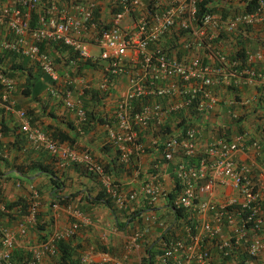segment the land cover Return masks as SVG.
<instances>
[{
  "label": "crops",
  "instance_id": "crops-1",
  "mask_svg": "<svg viewBox=\"0 0 264 264\" xmlns=\"http://www.w3.org/2000/svg\"><path fill=\"white\" fill-rule=\"evenodd\" d=\"M81 1L94 4L95 19L105 26L110 25L120 11L117 0ZM244 1L209 0L208 7L212 14L226 20L242 11ZM39 2L41 5L31 14L32 23L41 7L52 5L58 11H66L69 0ZM11 4V0H0V6ZM152 6V1L142 0L140 8L151 10ZM130 18H122L121 26L130 24ZM196 27L194 23L192 30ZM0 38L9 39L1 29ZM185 39L167 37L162 43L175 58L197 57L208 65L214 62L211 54L203 49L195 53L185 51ZM83 41L87 54L95 58L97 47L88 35ZM213 46L229 58L237 51L240 55L243 51L264 54V23L255 25L245 34L225 30L213 40ZM47 52L58 74V88L66 81L71 82V102L83 109L84 117H77L73 110L48 96L47 77L29 60L5 54L2 64L13 80L14 90L7 96V102L0 103V228L12 235L15 258L28 260L36 256L37 264H59L56 244L62 241L76 249L72 257L78 258L76 264H196V254L201 250L211 254V264H261L264 261V252L257 257L246 255L244 247L250 241L246 236L232 258L223 257L218 247L240 223L236 206L249 201L258 205L259 213L264 215V191L259 188L264 180V166L251 148L244 155H238V160L249 169L253 191L243 195L231 187L198 182L194 186L193 206L186 211L193 226L192 241L179 255L166 258L165 244L159 240L161 234L174 224L167 194L172 192L177 180V167L194 161L183 158L179 146L172 149L171 160H164L162 143L180 135L183 129L192 128L196 135L195 149L200 152L220 131L225 130L228 138L235 140L240 130L245 129L264 155V131L261 128L264 99L251 100L262 93L260 88L242 82L229 87L214 85L208 90L216 97V103L209 111L200 112L194 105H183L185 94L199 89L198 84H178L175 78H164L162 83L175 85L177 91L172 98L163 99L162 104L179 105V110L151 116L144 125L134 128L131 143L117 144L107 138L110 132L124 134L117 129L116 105L133 82L139 79L140 84L143 83L142 70L133 53L128 50L121 53L123 72L113 77L108 92L102 93L99 85L105 71L101 62L93 63L68 48L52 46ZM258 67L264 71V62ZM153 101L150 95L141 96L132 102V111L138 112L143 104ZM20 111L26 114V119L18 117ZM21 126L63 133L73 143L59 142L62 147L72 149L79 157L87 155L89 163L102 170L88 173L82 163L57 169L49 153L30 147ZM36 164L50 168L63 186L51 189L48 176L37 172ZM151 185L157 189L153 201L143 194V188ZM110 191H115L117 196L112 197ZM99 192L111 199L113 213L102 203H91L86 199ZM75 193L78 194L65 204L52 201ZM17 199H21V212L5 208ZM205 227L215 229L214 234L208 235ZM182 235L183 228L181 230L179 225L163 236L171 238L169 243Z\"/></svg>",
  "mask_w": 264,
  "mask_h": 264
},
{
  "label": "built area",
  "instance_id": "built-area-1",
  "mask_svg": "<svg viewBox=\"0 0 264 264\" xmlns=\"http://www.w3.org/2000/svg\"><path fill=\"white\" fill-rule=\"evenodd\" d=\"M10 6H0V29L7 33L9 39L0 38V53L15 54L18 58L29 60L36 69L48 79L47 94L60 101L65 108L73 110L81 119L83 109L71 102V82H64L58 88V74L53 65L47 48L62 45L77 53L79 57L89 58L93 63L101 62L104 76L99 85L102 93H107L111 79L123 72L121 53L131 51L139 61L143 78L131 84L129 90L116 105L115 118L117 129L123 135L108 133V140L117 144L131 143L134 138V128L144 125L151 117H158L165 112L171 114L179 110V105L162 104L163 99H170L177 91L175 85H164V78H175L178 84L196 83L199 89L187 92L183 105H194L200 112H207L216 103V97L209 92L214 85L229 87L242 82L245 85L258 87L262 90L251 98L254 102L264 99V71L258 67L264 62V54L254 51H243L241 55L232 58L218 51L213 46V40L227 30L245 34L257 24L264 23V0H255L254 7L245 12L243 9L234 13L229 19L223 20L215 14L204 12L196 20L197 3L201 0H149L153 2L150 9L142 11V0H117L119 13L110 25H102L94 17V4L81 0H69L66 11H58L54 6L41 7L34 23L31 14L40 6L39 0H11ZM124 17H131V23L121 26ZM133 18V19H132ZM197 27L192 30L193 24ZM88 35L91 43L98 49V55L92 58L87 54L83 38ZM7 37V36H6ZM170 37L174 40L186 37L183 44L185 51L195 53L198 49L208 52L213 57L211 65L204 64L197 57L175 58L163 46V40ZM43 47L44 50H40ZM177 84V85H178ZM14 90L13 80L8 71L0 63V103L8 101V95ZM150 95L154 98L151 104H143L138 112L132 111V102L141 96ZM18 117L26 119V114L18 112ZM27 126V122H25ZM264 131V120L261 122ZM221 130V129H219ZM21 132L30 145L38 152L49 153L54 158L57 169L70 164L82 163L88 173L100 172L102 169L91 165L87 155H79L68 147H62L59 142L41 128L21 126ZM196 135L192 128H185L180 135L172 136L162 143L163 159H172V149L180 147L185 159H194L193 163L180 164L177 167L176 179L180 191L175 198V204L186 211L191 209L195 199L194 186L200 181L214 186L231 187L243 195H249L252 190V179L248 167L238 160V155H244L249 148L253 149L264 166V155H261L258 143L253 141L245 129L240 130L237 138L231 140L225 130L200 152L195 149ZM259 188L264 191V180ZM157 189L145 186L143 194L154 200ZM116 197L115 191H110ZM117 200V199H116ZM240 223L231 235L218 247L221 255L232 258L242 247V242L250 238L249 245L244 247L248 257H257L264 252V215L259 213L258 205L249 201L235 207ZM20 233L22 231L19 226ZM208 235H213L215 229L205 227ZM248 231V233H245ZM246 236V238H245ZM193 234L189 227H183V235L165 244L166 258L179 255L191 242ZM46 251L48 248L44 247ZM52 255V253H49ZM196 264H211V254L201 250L196 254ZM36 256L28 260H17L14 257L12 235L0 228V264H37ZM264 264V261L261 262Z\"/></svg>",
  "mask_w": 264,
  "mask_h": 264
},
{
  "label": "trees",
  "instance_id": "trees-1",
  "mask_svg": "<svg viewBox=\"0 0 264 264\" xmlns=\"http://www.w3.org/2000/svg\"><path fill=\"white\" fill-rule=\"evenodd\" d=\"M208 1L209 0H201L197 3V13H196V20L201 16L202 13L207 12V13H212L211 8L208 7ZM255 5V0H249L245 7L244 11L249 12ZM55 48H62V49H67V47L62 46V45H56L54 46ZM69 49V48H68ZM40 50H44L43 47H40ZM240 55V52L237 51L235 54V57ZM5 56V54L0 53V63H2V59ZM14 66V65H13ZM16 66V65H15ZM13 68V67H11ZM49 133V132H48ZM54 140L57 142H63V141H68L69 144H72V140H69L68 137H66L63 133L54 130L51 133H49ZM191 161V159H189ZM21 170V169H20ZM35 170L39 173L46 174L48 176V179L50 181L51 189H60L63 185L62 182L58 180V178L54 175L53 171H51L50 168H48L45 165H40L36 164ZM180 191V186L178 185V181H175L174 188L171 193L167 194L168 197V207L171 208L173 215H174V224L170 227L167 228L164 232V234L172 229V227H178L179 225L181 226V230L183 227H189L190 233L193 234V226L190 223V218L186 214V210L182 207L177 206L175 202V198L177 194ZM78 193L68 195L67 197L60 198L57 197V199L52 200L55 203L58 204H65L68 200L73 199ZM87 200L90 201L91 203H102L104 206H106L112 213V204H111V199L107 197L104 193H97L94 196H86ZM51 204H53L51 202ZM5 208L10 210L14 209V211L21 212V209H23L21 205V199H17L14 202L8 203L5 205ZM164 234H161V238L159 239L160 241L164 242V244L167 243V241L171 238H164ZM189 243V242H187ZM57 249L59 252V264H76L78 263V258L73 259V255L75 254L76 249L75 248H70L67 244H65L62 241H58L57 244ZM15 256V254H14ZM149 256V255H148ZM17 259V258H16ZM19 260V259H17Z\"/></svg>",
  "mask_w": 264,
  "mask_h": 264
}]
</instances>
